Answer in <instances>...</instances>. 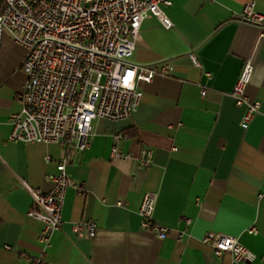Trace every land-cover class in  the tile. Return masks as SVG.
<instances>
[{"label": "crops", "instance_id": "0c3cea01", "mask_svg": "<svg viewBox=\"0 0 264 264\" xmlns=\"http://www.w3.org/2000/svg\"><path fill=\"white\" fill-rule=\"evenodd\" d=\"M171 1L165 11L175 26L168 30L147 17L130 61L169 63L173 71L140 83L143 95L130 118L96 119L91 146L82 152L9 140L11 116L22 109L26 50L3 34L0 264H30L44 249L50 264H231L229 253L217 256L201 242L208 231L238 236L256 255L249 264H264V37L260 26L239 18L251 1L264 15V0ZM247 59L262 67L246 90L261 112L245 129L231 93ZM114 147L130 157L113 155ZM147 148L153 157L144 166ZM64 158L77 186L67 189L63 224L45 248L44 224L29 215L38 208L29 188L51 191L47 175ZM148 193L156 195L153 219L167 229L165 238L143 227L140 208ZM79 221H94L96 236L76 233Z\"/></svg>", "mask_w": 264, "mask_h": 264}, {"label": "built area", "instance_id": "2783aa9c", "mask_svg": "<svg viewBox=\"0 0 264 264\" xmlns=\"http://www.w3.org/2000/svg\"><path fill=\"white\" fill-rule=\"evenodd\" d=\"M171 4V0H0V42L8 32L26 50L22 65L26 79L19 93L22 109L11 116L9 140L55 143L82 152L91 146L96 119L117 122L130 118L143 95L140 83L173 71L169 63L138 65L130 61L147 17H155L168 30L175 26L165 11ZM239 18L260 26L264 37V15L255 10L254 2L245 5ZM191 59L200 66L195 54ZM261 68L247 59L231 93L235 104L243 109L241 126L245 129L261 112V103L250 102L246 96ZM205 93L203 88L202 95ZM112 154L130 157L117 147ZM152 157V150L144 149L141 164L151 165ZM66 166L67 159H61L57 172L47 175L54 183L51 191L29 188L38 207L29 215L44 224L39 240L45 248L63 224L67 189L77 186ZM155 205L156 195L146 194L140 208L143 227L165 238L167 229L153 219ZM97 228L94 221L73 224L76 233L85 231L90 237L96 236ZM249 232L256 233V227ZM183 237L184 231H179L178 239ZM200 240L217 256L229 253L231 264H249L256 258L238 236L208 231ZM45 254L44 249L30 264H50Z\"/></svg>", "mask_w": 264, "mask_h": 264}]
</instances>
